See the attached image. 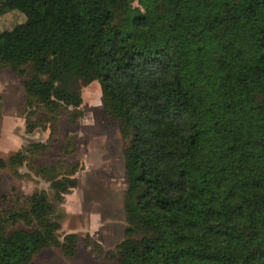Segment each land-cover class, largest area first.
Returning <instances> with one entry per match:
<instances>
[{
    "label": "trees",
    "instance_id": "obj_1",
    "mask_svg": "<svg viewBox=\"0 0 264 264\" xmlns=\"http://www.w3.org/2000/svg\"><path fill=\"white\" fill-rule=\"evenodd\" d=\"M134 1L0 0V14H25L0 30V70L23 76L49 138L63 109L82 115L81 86L99 83L125 141V234L109 252L120 264H264V0ZM62 166L34 167L52 198L41 189L0 209V264H31L47 246L76 252L57 208L79 164Z\"/></svg>",
    "mask_w": 264,
    "mask_h": 264
},
{
    "label": "rangeland",
    "instance_id": "obj_2",
    "mask_svg": "<svg viewBox=\"0 0 264 264\" xmlns=\"http://www.w3.org/2000/svg\"><path fill=\"white\" fill-rule=\"evenodd\" d=\"M134 5L137 4L135 0ZM25 14L10 9L0 14V30L24 21ZM23 76L9 68L0 70V209L25 206L33 192L45 189L52 198L49 182L36 174L41 163H62V170L79 164V184L66 193L58 204L61 214L59 238L67 232L80 236L77 250L65 256L59 247L38 250L31 264H120L109 252L124 237L123 194L126 187L122 138L117 122L105 111L100 85L93 80L81 86L82 115L72 122L63 109L57 116L53 135L41 107L25 104ZM36 121L32 129L29 122ZM67 136H69L67 138ZM70 140V141H69ZM48 142L49 147L33 154L20 165L11 164L12 155L34 142ZM69 141V142H68ZM76 147V149L72 148ZM66 149V150H65ZM29 227L23 221L14 228ZM90 235L100 250L86 243Z\"/></svg>",
    "mask_w": 264,
    "mask_h": 264
},
{
    "label": "crops",
    "instance_id": "obj_3",
    "mask_svg": "<svg viewBox=\"0 0 264 264\" xmlns=\"http://www.w3.org/2000/svg\"><path fill=\"white\" fill-rule=\"evenodd\" d=\"M78 184H79V182H78Z\"/></svg>",
    "mask_w": 264,
    "mask_h": 264
}]
</instances>
